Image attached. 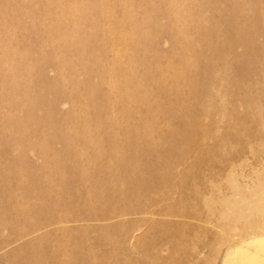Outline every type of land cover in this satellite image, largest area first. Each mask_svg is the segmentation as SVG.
Returning <instances> with one entry per match:
<instances>
[{
    "label": "rangeland",
    "instance_id": "obj_1",
    "mask_svg": "<svg viewBox=\"0 0 264 264\" xmlns=\"http://www.w3.org/2000/svg\"><path fill=\"white\" fill-rule=\"evenodd\" d=\"M0 264H264V0H0Z\"/></svg>",
    "mask_w": 264,
    "mask_h": 264
}]
</instances>
